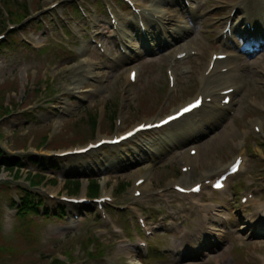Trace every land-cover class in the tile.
<instances>
[{"label":"rangeland","instance_id":"374dc122","mask_svg":"<svg viewBox=\"0 0 264 264\" xmlns=\"http://www.w3.org/2000/svg\"><path fill=\"white\" fill-rule=\"evenodd\" d=\"M52 1L56 0H32V7L38 11ZM145 1L154 2V0ZM236 1L196 0L194 3L195 10L192 16L189 17L177 10L174 0H156L159 8L164 13L174 16L175 19L179 20L178 22H182L181 25L186 27L182 38L176 41L175 45L157 53L136 58L128 65L120 63V61L114 64L101 61L97 66H94L101 77L100 79L81 78L80 87L89 88L91 91L86 96L88 103L85 104L71 103L70 100L73 99L74 90L72 88L75 87L72 81L75 73L72 68L76 67L77 64H83L84 59L92 63V58L96 54L89 40H84L82 44L77 39L69 38L67 43H69L71 51H68L66 44L54 42L43 50L31 51V49L29 50L21 45L15 36H11L12 42H8L9 46L0 48V106H14L15 104L20 106L16 110L14 109V113L10 118L0 122V146L5 153L10 155L26 157L28 155L46 154L48 152L44 150L35 153L34 149L30 147L26 153L22 149L29 136L34 138L33 145H37L40 139L50 132L54 123L59 122V120H61L60 132L49 149L61 151L73 146H82L88 140H92L93 132L89 124V114L99 111H104L102 131L109 133L111 120L118 108V100L123 93L128 92L126 73L129 67L138 68L139 81L134 86L131 95L126 94L128 97L124 95V104L127 105L125 109L127 110L126 120L124 121L125 128H129L139 121L149 120L155 115L162 116L169 112L176 105L195 95L199 82V72L204 63L203 59L201 61L193 59L179 63L175 69L176 87L172 94L166 95L165 69L168 60L182 49L187 51L202 49L205 52V50L212 48V37L222 28V24H218L219 18L226 14L228 10L222 9L211 12L210 9ZM94 3L98 4V0H87V9L92 10L90 11L92 19L96 18L103 25L106 31L105 39L115 49L111 35L108 34V20L102 14V9L95 7ZM17 7L18 4H15V9ZM95 9H98L99 16L95 13ZM3 11L0 8V33L5 27L4 22L6 20L12 22L11 17L5 12L7 7ZM38 14L39 12L36 16ZM77 19L79 24H77V21L71 22L67 25L68 28L75 32L92 34V25L79 17ZM123 21L130 28L135 27L134 24L127 23L126 18H123ZM172 24L175 28L176 23ZM25 29V36L35 45L49 42L44 36L39 37L43 35V32L36 22H32ZM133 34L135 33L133 32ZM242 46L240 45L238 51L234 50L232 52L230 64L235 68H240L239 74H242L244 89L246 88V90L239 98L240 105L236 116L230 119L227 124L222 123L214 127V130L198 140L200 153L194 163L195 171L192 179L194 181L199 179L203 172L208 173L218 165L225 167L232 161L238 151L243 149V138L240 136V131L247 129V118L257 115L249 107V103L264 105V45L248 53L240 52ZM64 48H67V50H64ZM188 69H191V74L184 73ZM46 86L50 87L51 92L44 91ZM39 89H41V92ZM24 98H27V100H24ZM127 99H129V102ZM164 99L165 101L162 103ZM51 103L61 107L59 109L60 113L52 110ZM29 108L32 112H27ZM1 112L0 109V114ZM14 128L16 131L15 135L12 136L11 131ZM246 141H248L247 145L249 144L252 148L251 151L250 147L245 148L248 153L247 164L251 166L257 161L261 162L260 150L255 147L256 144H264V137H251ZM104 156H112L116 160L118 157L116 150L112 149L106 151ZM100 157H102V154L98 152L92 153L88 158L55 161L53 172L49 168L46 174L48 179L53 176L58 179V182L52 186L46 184L42 188H45L48 192L56 191L60 195H65V182L69 180H79L81 188H83L86 184L83 178L85 165L87 163L94 164ZM107 157L104 159L108 162ZM145 163L146 160L128 167L110 168L107 173L110 179L106 192H114L119 185L124 184L127 187V192L122 196H118V198L120 201L127 200L132 182L143 175ZM36 170L34 166L29 165L23 174L25 175L27 171L34 172ZM177 170L178 166L176 164L169 163L164 158L157 160L153 170L149 173L151 175L150 189L165 188L173 181V178H177ZM215 172L213 171L208 175L212 176ZM8 177L7 173L1 174L2 179ZM102 177L103 175H100L99 180ZM90 178L92 177L90 176ZM16 194L18 192L14 187L0 186V244H3L0 245V250L7 251L9 248L13 250L12 254L0 252V264H50L52 259L62 258V254L66 250H75L78 253L83 239H87V236L92 235L97 238L106 237V239L102 238L101 240L103 254L96 259H90L84 253H81L83 261H81L82 263L78 262V264H129L130 257L137 258L136 254L128 255L122 249L123 237L110 232V223L103 224L101 222L99 224V222H93V219L97 216L94 209H90L92 216H82L80 222L75 225L68 219L43 220L41 217H35L30 228L32 238L30 240L23 238L19 233L18 220H13L8 216L7 207L10 206V201L13 200ZM81 195L80 193L79 196ZM172 201L174 202V198H172ZM176 201L178 200L176 199ZM151 202L145 203L142 208L147 209L150 206L158 208L161 206L158 201L152 204ZM54 205V203H50L48 208L53 209ZM66 213H69L68 209ZM119 217L120 215H112L113 220L111 221L120 223L121 219ZM232 218L231 225L233 227L236 217L232 216ZM251 233L249 230L241 231L234 234L235 237H227L224 241L210 244V249L205 252V255L184 264H258L254 256L255 254H264V240L255 237L257 234L261 235L259 231L256 230V232ZM233 240L244 241L246 243L245 248L239 246L237 242L231 243ZM155 260V256L143 258L141 263L158 264Z\"/></svg>","mask_w":264,"mask_h":264},{"label":"bare ground","instance_id":"6f19581e","mask_svg":"<svg viewBox=\"0 0 264 264\" xmlns=\"http://www.w3.org/2000/svg\"><path fill=\"white\" fill-rule=\"evenodd\" d=\"M252 10H255V9L252 8L249 12H251ZM155 12L158 13V14H160V15H163L166 19H169L162 12L156 11V10H155ZM169 21H170V19H169ZM178 28H179L178 32L177 33H174L175 34V37L174 38H175L176 41L179 40L183 36V34L185 32L184 30H182V27L181 26L178 27ZM243 52H244V50H243ZM78 70H80L83 73L88 74V75H90L92 77H95L96 79H100L101 78L100 75H99V73L94 72V70L90 69V66L87 65V64H85L84 67L81 66V69H78ZM239 71H241L240 68H235L234 70H232L230 72H227L224 75L220 76V79L218 77H213L212 76V77L208 78L205 81L202 80L201 81V83H202L201 92L207 93L208 91H210L212 89H217V87H221V86L222 87H225V85H227V84H234V86L237 88V90L240 89L243 86V82H242V78H240V76H239ZM85 76L87 77V75H85ZM81 78H82V76H80V78L79 77L78 78L76 77V80L78 81V83L81 81L80 80ZM224 89H226V88H222V89H218V90L221 91V90H224ZM207 119L210 120V119H212V117H208ZM187 124L188 125H191L193 127L196 126V125L190 124L189 121H187L185 123V125H187ZM178 130H180V128ZM199 153H200V151H199ZM199 153H197V155L193 158V162L194 163L197 160V158L199 157ZM223 169H224V167H221L220 165H218L217 167H215L214 169H212V171L208 172V174L212 173L213 171H216V173H219ZM149 186H150V183L147 184V185H145L144 188L146 189V187H147V189H148ZM52 194H57V192H53ZM131 264H136V263L133 262Z\"/></svg>","mask_w":264,"mask_h":264},{"label":"trees","instance_id":"16d2710c","mask_svg":"<svg viewBox=\"0 0 264 264\" xmlns=\"http://www.w3.org/2000/svg\"><path fill=\"white\" fill-rule=\"evenodd\" d=\"M5 1V4L13 9V7L15 6V4H17V1L16 0H4ZM18 9L21 10L23 12V14H26L25 12V5H20L18 6ZM13 16L14 18L16 19V21H18L20 19L21 16H19L18 14L16 13H13ZM5 112H7V110L5 109ZM94 115H89V124L91 126H93V123H94ZM10 162H8L7 160H3L2 161V166L5 165V168L7 167L8 169H11L9 167H11V165H9ZM15 165H18V162H15L14 163ZM0 165V170H1V167ZM42 179V177H39L38 180ZM123 185H121V188H122ZM67 188H68V191L70 193H77L78 189H79V182L78 181H73V182H68V185H67ZM89 194L90 196H96L98 194V183L96 181H92V183L90 184L89 186ZM31 207V205L29 204V202L25 201L23 203V208L20 210V220L22 222V225L23 227L26 226V224L28 223L27 220H25V217L27 214H29L31 211H34V209Z\"/></svg>","mask_w":264,"mask_h":264},{"label":"snow or ice","instance_id":"6c2138e0","mask_svg":"<svg viewBox=\"0 0 264 264\" xmlns=\"http://www.w3.org/2000/svg\"><path fill=\"white\" fill-rule=\"evenodd\" d=\"M198 103H199V102H197V105H198ZM197 105H192L191 107H196ZM189 110H190V108H185V109H184L185 112H187V111H189ZM217 187H219V185H217Z\"/></svg>","mask_w":264,"mask_h":264}]
</instances>
